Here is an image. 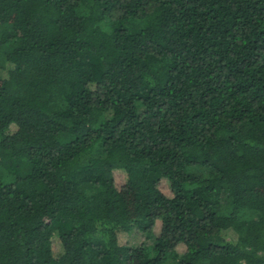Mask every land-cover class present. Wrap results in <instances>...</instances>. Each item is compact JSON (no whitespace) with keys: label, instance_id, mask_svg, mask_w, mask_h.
<instances>
[{"label":"trees","instance_id":"trees-1","mask_svg":"<svg viewBox=\"0 0 264 264\" xmlns=\"http://www.w3.org/2000/svg\"><path fill=\"white\" fill-rule=\"evenodd\" d=\"M0 60V264H264V0H0Z\"/></svg>","mask_w":264,"mask_h":264},{"label":"rangeland","instance_id":"rangeland-1","mask_svg":"<svg viewBox=\"0 0 264 264\" xmlns=\"http://www.w3.org/2000/svg\"><path fill=\"white\" fill-rule=\"evenodd\" d=\"M2 64H3L2 60H0V66ZM114 179H115L117 186H119L120 184H122L125 181L124 175L120 172H114ZM161 188L163 189V192L166 195H169L167 193V191H168L167 186L164 183L161 184ZM158 233H159L158 226H155L152 233L149 235H145V234L141 233L140 231L137 230L136 227H134L133 229H131L129 232H127L125 234L124 233L119 234L118 235V242L120 245H126L129 247H137L141 244H144V245L150 247L153 244L154 238H156ZM53 249L55 251L59 250V245L56 241H54ZM177 252L183 253L184 249L179 247V248H177Z\"/></svg>","mask_w":264,"mask_h":264}]
</instances>
